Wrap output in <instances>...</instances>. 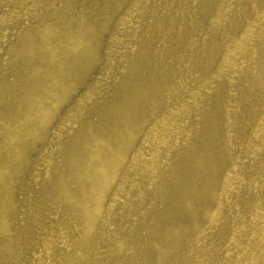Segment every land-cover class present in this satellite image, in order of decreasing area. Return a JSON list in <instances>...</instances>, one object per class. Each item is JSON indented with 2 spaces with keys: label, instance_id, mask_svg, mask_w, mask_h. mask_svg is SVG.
<instances>
[{
  "label": "bare ground",
  "instance_id": "bare-ground-1",
  "mask_svg": "<svg viewBox=\"0 0 264 264\" xmlns=\"http://www.w3.org/2000/svg\"><path fill=\"white\" fill-rule=\"evenodd\" d=\"M1 51L29 99L0 146V250L264 264V0H0Z\"/></svg>",
  "mask_w": 264,
  "mask_h": 264
},
{
  "label": "rangeland",
  "instance_id": "rangeland-1",
  "mask_svg": "<svg viewBox=\"0 0 264 264\" xmlns=\"http://www.w3.org/2000/svg\"><path fill=\"white\" fill-rule=\"evenodd\" d=\"M104 5H107V4H104ZM108 5L109 6H106L105 8L106 9L105 12L109 11V7L111 6L110 1L108 2ZM14 40L15 39H12V42H10L9 44H12ZM16 44H17V41L13 46H15ZM1 53L2 55L0 56V88H2V92L0 94V146L3 147L5 145L4 135L6 134L7 129L13 126V124L17 121V119L22 115L24 109H26L27 107L26 101L29 98H27V94H24L23 91L19 90L20 82L18 81L17 74H20V73H14L12 69L10 68V66L8 65L11 59L10 53L8 51H6V53L5 51H1ZM25 80L26 81L24 82H27V79ZM3 87H6V89L3 90ZM8 88H11L13 90L8 91L7 90ZM116 101H117V94L113 91V89L110 86L108 87V89L106 88L105 91H100V105H98V102H97L84 113L86 124L99 123L102 118L101 108L104 109V104L111 105L115 103ZM197 125L200 126L201 123L199 122L197 123ZM82 127H85V124ZM84 132H85V128H80L76 132L77 135L75 136V139L77 140L79 136L84 134ZM74 135H75V130H74ZM71 142L72 141L68 142L67 140V144H65V146L69 145ZM7 146L8 145H6L4 149L2 150L3 152L2 154L8 151ZM69 151H71L70 147L68 148L67 153ZM10 154H11V150L9 151V156ZM64 155H62V151L60 153L58 152L54 156V159L57 162L61 161ZM14 186H17V183H15ZM13 189H15L16 192L14 191V195H12V198H15V200L19 201L20 200L19 198L22 197V195L18 194V191L16 188H13ZM27 192H29L30 195L34 196V199L35 198L38 199V195L40 194L39 192H35L34 189L28 190ZM151 206H153V204H151ZM161 208H162V204L157 203V205L155 206V210L156 209L159 210ZM153 216L154 214L151 213V215L147 217V221L148 222L153 221ZM39 219L45 220L44 217H39ZM142 232H144V235H146L147 233L145 230ZM81 237L82 236L80 235L79 236L76 235V238H71V241L69 243L70 246L68 250L65 249L67 251L65 254H67L68 256L76 260L79 259L81 253L83 257L85 256L89 257V261L85 262L83 260L81 262H78V264H94V260L97 261L98 264L100 263L101 264H115L116 261L113 262L107 257L106 249L105 247L101 246L100 242H98L96 246L88 248V245L84 246L81 243V240H80ZM99 239L100 238L97 237V240ZM20 252H21V249H20ZM31 253L32 252H29L27 254L26 252L23 251L22 259L18 260V259H15L13 256H11L7 251L0 250V260H2L3 264H28L29 254ZM67 255H64V256H67ZM127 259L128 257L123 256L124 262H127L126 261ZM19 261L21 262L19 263ZM117 264H121V263H117Z\"/></svg>",
  "mask_w": 264,
  "mask_h": 264
}]
</instances>
